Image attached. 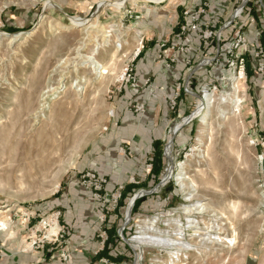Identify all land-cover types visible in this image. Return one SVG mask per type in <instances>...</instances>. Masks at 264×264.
Segmentation results:
<instances>
[{"label": "rangeland", "instance_id": "rangeland-1", "mask_svg": "<svg viewBox=\"0 0 264 264\" xmlns=\"http://www.w3.org/2000/svg\"><path fill=\"white\" fill-rule=\"evenodd\" d=\"M180 53L170 93L142 78L150 66L176 69ZM263 59L264 0H0V238L18 230L24 249L52 243L74 264L52 204L74 185L94 221L91 264H169L178 250L183 264H264ZM146 89L166 92L168 107L149 155L116 140L134 118L153 117ZM211 95L226 101L201 125L207 109L195 112ZM117 170L132 175L114 183ZM87 171L107 179L108 195L86 190ZM188 218L234 239L186 228L188 247L162 243ZM151 222L155 239L136 246Z\"/></svg>", "mask_w": 264, "mask_h": 264}, {"label": "crops", "instance_id": "crops-1", "mask_svg": "<svg viewBox=\"0 0 264 264\" xmlns=\"http://www.w3.org/2000/svg\"><path fill=\"white\" fill-rule=\"evenodd\" d=\"M184 56L183 53H180L181 59L175 65L176 69L160 67L155 70L153 66H150V71L148 72L143 69L142 78H147L148 75L153 76L154 81L157 83H166V90L170 93L173 90L171 88L173 72L177 69L179 72L183 70ZM142 93L145 95L146 100L147 97H153L148 100L150 110L154 112L153 117L144 120L139 117L136 118L137 120L134 118L132 123L126 124L124 132L118 134L116 140L120 141L123 138L127 143L132 144L136 150L149 155L152 153L153 144L163 137L162 129L167 119V94L157 89L152 94L153 96L149 95L147 89L143 90ZM118 170L111 174L114 183L121 178L125 179L128 175H132L126 170L125 173H119ZM84 194L85 192L81 187L70 185L65 187L62 196H60L63 200L62 203L61 201L52 202L53 206L61 204L60 206L63 208V222L69 229V238L65 249L72 251L75 258L74 264H91L89 261H93L92 258L96 256L99 249L98 242L94 236V221L86 217L87 210L85 206L87 203L84 199ZM143 203L144 201L140 205ZM12 234L17 238L20 233L15 230L4 233L2 238H0L2 240L0 242V264H64L59 260V252L56 250V245L47 243L24 249L22 240H15ZM92 264L97 263L93 262Z\"/></svg>", "mask_w": 264, "mask_h": 264}, {"label": "bare ground", "instance_id": "bare-ground-1", "mask_svg": "<svg viewBox=\"0 0 264 264\" xmlns=\"http://www.w3.org/2000/svg\"><path fill=\"white\" fill-rule=\"evenodd\" d=\"M117 48H119V45H118V47ZM117 52V51H116ZM115 54V55H114ZM110 55H112V54H110ZM113 55L114 56H116V53H113ZM114 56H112V57H114ZM91 59H92V63H94L95 65V67L96 68H98V67H103V70H101V72H103V73H105L106 72V68H104V66H102V64H100V62L98 61V60H96L95 58H93V57H91ZM215 95V94H214ZM229 96V95H228ZM221 97V96H220ZM231 97V96H230ZM237 99V98H236ZM226 100L225 99H223V98H221V99H219V100H216L215 98H214V96L213 95H211V96H206V98H205V101H203V103L200 105V107L198 108V110L195 112V114L196 115H198V114H201V113H203V111L205 110V109H207V111L205 112V114L204 115H202L201 116V119H200V123H201V125H203V124H206L208 121L206 120V118L208 117V113H209V109L211 108V107H213L214 106V103L215 102H217V105L215 104V107L216 108H219V106L223 103V102H225ZM233 102V101H232ZM236 102V101H235ZM238 103V102H237ZM224 104V103H223ZM215 107H214V109H215ZM221 107H222V105H221ZM223 109V108H222ZM237 109V108H236ZM235 109V110H236ZM217 110H219V109H217ZM215 113H216V111H215ZM221 114V113H220ZM210 115V114H209ZM192 117V115L190 116V117H188L189 119ZM16 118V117H15ZM200 131V130H199ZM6 134V133H5ZM205 134V133H204ZM76 137H78L79 138V136H78V134L76 135ZM9 138V137H8ZM1 139L2 140H7V137H6V135H2V137H1ZM4 140V141H5ZM1 143V142H0ZM4 144V143H3ZM7 144V143H6ZM5 144V145H6ZM188 171V170H187ZM173 169L171 168V167H169L168 169H167V173L163 176V182H165V181H167L171 176H172V174H173ZM188 178V176L186 175V172L184 171V168L182 167L181 168V170H180V172L178 173V175H177V181L179 182V184L184 188V190H185V187H186V185L188 184H186V179ZM195 182V181H194ZM189 186V185H188ZM193 187V186H192ZM188 189V188H187ZM186 189V190H187ZM191 195V194H190ZM200 205V204H199ZM199 205H196L195 207H193V208H191L190 206L189 207H186L185 209L186 210H188V211H192V210H197L198 208H200L201 206H199ZM204 207V206H203ZM187 211V212H188ZM147 220V219H146ZM153 221V220H152ZM196 223H197V221H196ZM195 223V220H194V218L192 219V218H188V220H187V224L186 225H184V224H181L180 222H175L174 223V225L176 226V230H175V232H174V237H171L170 238V236H167V235H162L161 237H160V240L162 241V243L164 242V243H169V242H175L176 244H179V245H181V249H182V247H188V245H189V242L188 241H186L185 240V237H184V231H186L185 229L186 228H195V230H194V234H207V236L206 237H204L203 239L205 240H209V241H212V239H217L218 241H227V242H232L233 241V239L230 237V238H226L225 236L224 237H222V236H215V235H212L210 232L212 231V229L211 228H209L210 230H208L207 229V232H203L202 230V228H200L199 226H197V224ZM153 226H154V224H153V222H151L150 224H144V225H142L141 226V229L138 231V235H136V236H134L131 240H132V242H134V244L136 245V246H138V247H141V245L140 244H143V241L145 240H147V239H155V236H154V232H152L151 231V229H153ZM156 226V225H155ZM212 227V226H211ZM221 227V226H220ZM224 229V228H223ZM221 231V230H220ZM223 232V231H222ZM200 236V235H199ZM144 241V242H145ZM218 241H217V243H218ZM148 242H150V240L148 241ZM214 243V242H213ZM218 247V246H217ZM219 248V247H218ZM176 254V256L175 257H173V259H171V262L169 263V264H183V263H179L178 261L181 259V257H180V252H179V250H178V252L177 253H175Z\"/></svg>", "mask_w": 264, "mask_h": 264}, {"label": "built area", "instance_id": "built-area-1", "mask_svg": "<svg viewBox=\"0 0 264 264\" xmlns=\"http://www.w3.org/2000/svg\"><path fill=\"white\" fill-rule=\"evenodd\" d=\"M204 11L205 9L200 7L198 10H196V15H200V13ZM186 13H189V11H186ZM193 17L196 19L195 16ZM192 27L196 28L197 25L193 24ZM81 183L86 188V190H88V192L92 193L94 196H99L101 194L108 195V192H106L107 179L94 171H87L86 173H83L81 176Z\"/></svg>", "mask_w": 264, "mask_h": 264}, {"label": "trees", "instance_id": "trees-1", "mask_svg": "<svg viewBox=\"0 0 264 264\" xmlns=\"http://www.w3.org/2000/svg\"><path fill=\"white\" fill-rule=\"evenodd\" d=\"M158 156H160V155H158ZM139 198H137L136 200H135V204H134V209L138 206V204H139Z\"/></svg>", "mask_w": 264, "mask_h": 264}, {"label": "water", "instance_id": "water-1", "mask_svg": "<svg viewBox=\"0 0 264 264\" xmlns=\"http://www.w3.org/2000/svg\"><path fill=\"white\" fill-rule=\"evenodd\" d=\"M137 198V196H134L132 199V203L135 201V199Z\"/></svg>", "mask_w": 264, "mask_h": 264}]
</instances>
